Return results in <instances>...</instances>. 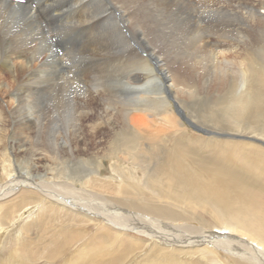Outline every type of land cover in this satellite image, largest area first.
Returning <instances> with one entry per match:
<instances>
[{"label":"bare ground","instance_id":"1","mask_svg":"<svg viewBox=\"0 0 264 264\" xmlns=\"http://www.w3.org/2000/svg\"><path fill=\"white\" fill-rule=\"evenodd\" d=\"M143 1L0 0V102L3 103L0 105V199L25 191L36 199L34 209H24L23 213L31 214L37 209L35 216L42 218L58 212L70 225H90V221H95L96 232L112 230L114 237L127 236L125 231L131 230L145 237L143 246L148 245L152 254L165 251L164 254L172 255L191 249L210 264H228L226 258L220 257L222 251L240 264H264V190L246 178L247 173L258 178L264 176V167L251 172L250 164V171L238 173L235 168L225 167L224 158H219L217 166L193 160L195 166L190 167L178 155H172L166 169H160L159 159L154 162V178L141 183L149 191L144 195L143 191H136L140 187L138 180L125 172L111 169L110 180H101V164L96 162V157L114 155L135 164L146 159V165L150 164L154 155H146L145 148L149 152L158 138L155 140L151 135L145 139L141 135L161 132L153 120L141 119L140 115L131 119V115L120 114V121L104 127L115 126L119 136L107 131L111 133L107 138L83 139L78 131L89 113L76 115L72 109L65 113L67 119L60 124L59 120L25 110L33 104L34 83L47 70L62 74L59 61L64 56L54 54L52 49L57 45L63 47L65 56L70 46L81 52L85 63L91 66L85 67L88 72L100 66L119 68L128 60L129 80L133 83L141 80V68L154 74L148 64L156 62L163 78L170 81L167 90L161 89L158 94L180 112L179 105L183 107L192 100L179 101L177 95L185 93L189 98L194 95L197 98L199 81L192 76L202 80L206 56L212 57L213 50L218 48L216 53L235 61L237 75L236 92L228 110L225 112L223 108V118L230 120L234 125L231 131L235 133L224 131L219 135L242 137L264 145V82L255 80L253 86L249 85L250 65L264 64V0ZM173 24L180 25L179 32L185 34L187 44L177 54L172 63L174 74H170L150 49L149 37L159 25ZM54 36L56 44L51 41ZM117 38L128 40L127 46L120 47ZM115 61L116 67L111 65ZM220 72L214 80L217 89H229L232 74ZM136 101L132 113L138 111ZM146 107L148 115L155 113L154 106ZM104 113L107 120L112 118L110 113ZM169 119L163 118L162 125ZM188 122L204 133L217 134L212 128L203 130ZM134 132L140 135L135 136ZM88 141L94 145L92 155L88 154ZM177 145L179 151L186 150ZM227 153L228 149L224 148L223 154ZM80 155L87 160H79ZM19 156L23 159H18ZM48 163L54 165L57 174L48 175ZM79 163L82 168L78 170ZM114 192L117 197L109 195ZM111 203L121 208H112ZM175 222L181 223L173 225ZM106 245L108 241L104 243L92 234L84 245L88 248L84 260L68 264L99 262L110 254Z\"/></svg>","mask_w":264,"mask_h":264},{"label":"rangeland","instance_id":"2","mask_svg":"<svg viewBox=\"0 0 264 264\" xmlns=\"http://www.w3.org/2000/svg\"><path fill=\"white\" fill-rule=\"evenodd\" d=\"M147 23H149V20ZM178 27L180 25H159L154 35L150 34L149 37L150 49L156 52L163 63V67H167L170 74H174L175 66H172V63H175L177 54L187 44L184 41L185 34L180 33ZM55 37H51L53 44H56L57 39L55 40ZM117 44L124 48L127 46L128 40L123 41L117 38ZM49 48L50 46H47L48 52ZM59 48L63 47L57 45L52 49L54 54L64 56L59 61L62 66V70H60L62 74L47 70L46 74L38 79L36 83L32 80V83L36 85L31 90L33 104L30 108L26 107L25 110L46 119L59 120L60 124L67 119L65 113L72 109L76 110V115L78 112L89 113L90 115L83 119V127L78 131L80 138L83 139L94 138L99 140L111 136V133L119 136L117 134L119 131L115 126L104 127L108 123L116 124L120 121V114L131 115V119L140 115L141 119L153 120L156 123L157 130L161 129V132L154 131L150 136L146 133L141 135L145 139L151 138V135L155 140L158 138L153 142L152 149L149 152L148 148L143 147L146 150V155H154L152 157L153 161L148 165H146V159L145 161H138L139 164H135L131 161L121 160L114 155L96 157V162L101 164V172L99 173L101 180H110L109 176L113 173L111 169L116 172L122 171L138 180L140 187L136 188V191L140 190V192L143 191L144 195H148L149 191L143 188L142 181H151V178H154L153 165L158 159L162 161L160 169H166L169 163L167 160L171 159L172 155H178L176 157H180L185 163L190 164V167L195 166L193 160L217 166L215 164H218L219 158L226 159L225 167L235 168V172L238 173H244L246 170L250 171L248 167L250 164L252 166L251 172L257 171L258 167H264L263 144L253 140H245L242 137L231 138L219 135V133L224 134L225 132L235 133V131H231L234 125L229 119L223 118V108L226 109L225 112L228 110V103L236 92L237 75L234 70L235 61L228 55L223 56L225 54L216 53L218 48L213 50L215 55L212 57L211 55L206 56L202 80L192 76L191 72L193 80L199 81L197 98L194 97L195 95L189 98L190 96L185 93L177 95L179 101L180 99L183 101L192 100L183 107L178 103L181 112L171 102L160 98L158 93L161 89L167 90L170 81L163 78L159 70L160 66L156 62H149L148 64L153 68L154 74H149L147 70H144L145 68H141L139 71L141 80L133 83L132 80H129V68L126 66L128 60L122 62V66L119 65V68L100 66L96 70L88 72L85 67L90 65L85 63L81 52L74 51L70 46L67 49L68 55L65 56L64 50ZM224 48L225 46L219 49ZM85 60L89 62V60ZM117 64L116 61L111 63L115 67ZM122 67L123 69H121ZM218 71L224 74L226 72L229 75L232 74L233 82L229 89L228 87L217 89L214 80L218 75ZM60 75H63V77ZM153 75L158 81L154 79ZM249 76L250 87L254 85L255 80L264 82V64L255 62L254 65H250ZM121 80L125 81L122 82ZM85 85L86 87H84ZM30 87H32V84H30ZM262 89L264 93V85ZM87 91H91V93H86ZM150 92L151 94H149ZM134 101L139 106L138 111L132 113L131 109ZM1 104L3 103L0 102ZM149 105L154 106L155 113L153 115H148L149 111L146 106ZM104 111L112 115L110 120H107ZM166 117L170 119L166 125H162L164 123L162 119ZM104 119L105 121L102 124ZM188 120L203 128V130L212 128L219 136L208 132L204 133L201 129L193 127ZM61 129L58 130L61 131ZM127 134L128 132L125 135ZM133 134L135 136L140 135L135 132ZM238 134L246 135L244 132ZM175 145H181L186 150L181 152ZM86 146L89 148L88 154L92 155L93 143L88 141ZM221 147H223L222 151L219 150ZM224 148L228 149L227 154H223ZM17 158L23 159L20 156ZM78 159L87 160V157L80 155ZM46 168L50 171L48 175L57 174L53 164L48 163ZM76 168L77 165L74 170ZM81 168L82 164L79 163L78 170ZM47 169L46 171H48ZM58 172L60 173V168ZM41 173L39 171V174ZM246 178L254 186L264 190V176L258 178L252 173H247ZM27 183L29 182L27 181ZM109 195L117 197L115 192ZM120 196L121 193L118 194V197ZM35 199L36 197L25 191L16 192L0 199V264H68L77 259L83 261L87 256L88 249L84 248V245L92 234H96V236L103 239L104 243L108 241L106 247H108L107 250L110 251V254L107 255L108 257H102L99 262L86 264H155V262H158V264H210L203 255L191 249H184L172 255L164 254L165 251L152 254L148 245L143 246L145 237L131 230L125 231L127 236L117 235L116 237H114L112 230L105 229L96 232L95 223L97 222L94 220V222L90 221V225H76V223L70 225L67 218L61 216L58 212L38 218L35 216L37 209L31 214L26 212L34 209L35 204H33V201ZM111 207L121 208L115 203H111ZM24 209L26 211L23 213ZM20 214L23 215L20 216ZM180 223L175 222L173 225ZM80 227L85 228L87 231L84 232L83 228L80 229ZM125 238H127V241L123 242ZM220 253L222 255L220 257L226 258L228 264H240L228 254L222 251Z\"/></svg>","mask_w":264,"mask_h":264}]
</instances>
